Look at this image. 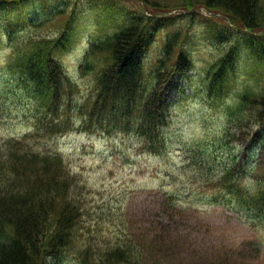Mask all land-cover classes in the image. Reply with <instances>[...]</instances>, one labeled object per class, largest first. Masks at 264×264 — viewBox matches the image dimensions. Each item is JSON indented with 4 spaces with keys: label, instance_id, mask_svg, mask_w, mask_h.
Instances as JSON below:
<instances>
[{
    "label": "rangeland",
    "instance_id": "rangeland-1",
    "mask_svg": "<svg viewBox=\"0 0 264 264\" xmlns=\"http://www.w3.org/2000/svg\"><path fill=\"white\" fill-rule=\"evenodd\" d=\"M177 4L182 3L159 2L156 7L165 10L157 14L145 8L140 0H31L22 7L28 16L34 14L41 20L68 6V15L59 17L42 30L44 33L57 32L61 28L58 24L67 20L71 12L75 13V40L59 58L80 86V99L87 97L94 87V75L82 74L89 48L128 25L137 15L160 16L165 22L147 52V72L163 55L166 41L175 33H180L182 50L188 53L193 65V70L181 81L182 89L170 92L171 122L164 131L167 154L162 158L140 151L135 134L91 132L79 125L74 131L54 138L41 136L34 142L37 152L64 159L81 204L83 217L72 239L74 246L66 251L61 264H74L79 255L77 249L87 242L101 250L129 246L142 264H264V230L252 226L245 213L208 201L197 176L182 170L192 164L188 160L200 148L211 153L219 168L230 151L239 153L245 147L244 141L235 136L240 129L258 128L254 126L256 120L232 122L229 109L245 90L264 93V57L259 59L250 53V38L223 16L210 15L201 8L192 12L172 8ZM3 24L7 23L0 14V26ZM4 40L0 42L2 157L10 139L24 138L35 125L32 98L6 70L9 54L6 36ZM234 45L235 70L230 73L227 94L216 100L208 90L207 73ZM254 153L251 173L242 177V181L249 185L264 184V144L257 146ZM184 181L189 185L183 188ZM174 192H179L182 198L176 197L168 204L166 194Z\"/></svg>",
    "mask_w": 264,
    "mask_h": 264
},
{
    "label": "trees",
    "instance_id": "trees-1",
    "mask_svg": "<svg viewBox=\"0 0 264 264\" xmlns=\"http://www.w3.org/2000/svg\"><path fill=\"white\" fill-rule=\"evenodd\" d=\"M29 1L0 0V14L7 23L0 26V42L6 36L9 50L6 70L30 95L35 112L33 131L22 139H10L6 144L7 156L0 155V264H61L66 251L74 246L72 239L83 217L81 204L64 159L37 152L34 142L41 136L54 138L74 131L79 125L91 132L135 134L140 151L162 158L167 154L164 131L171 122L170 92L182 89L181 81L193 65L188 53L182 50L180 33H175L166 41L163 55L147 72V52L165 22L160 16L137 15L128 25L89 48L82 74L94 75V87L87 97L80 99V86L59 58L75 40V13L58 24L61 28L57 32L44 33L43 29L68 15V6L39 20L34 14L28 16L23 12V5ZM140 1L157 14L165 10L156 7L159 2L172 0ZM175 1L182 4L173 6L174 9L192 12L205 8L220 14L250 38V53L259 59L264 57V0ZM258 42L259 46L254 44ZM236 59L234 45L209 69L208 90L214 99L221 100L227 94ZM229 113L232 122L256 120L254 126L258 128L240 129L235 136L244 141L245 147L239 153L230 151L219 168L211 153L199 147L188 160L192 164L182 170L197 176L208 201L245 213L252 226L264 230V184L242 181L251 173L256 147L264 144V93L245 90ZM185 185L189 182L184 181L183 188ZM179 192L166 194L168 204L176 197L182 198ZM77 250L74 264H142L129 246L101 250L87 242Z\"/></svg>",
    "mask_w": 264,
    "mask_h": 264
}]
</instances>
